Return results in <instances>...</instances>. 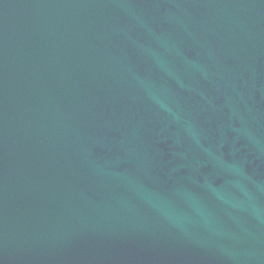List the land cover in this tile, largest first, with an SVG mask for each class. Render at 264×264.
Returning a JSON list of instances; mask_svg holds the SVG:
<instances>
[{"label":"water","instance_id":"1","mask_svg":"<svg viewBox=\"0 0 264 264\" xmlns=\"http://www.w3.org/2000/svg\"><path fill=\"white\" fill-rule=\"evenodd\" d=\"M0 264H264V0H0Z\"/></svg>","mask_w":264,"mask_h":264}]
</instances>
